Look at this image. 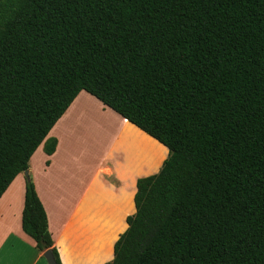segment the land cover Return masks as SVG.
Instances as JSON below:
<instances>
[{
    "label": "trees",
    "instance_id": "1",
    "mask_svg": "<svg viewBox=\"0 0 264 264\" xmlns=\"http://www.w3.org/2000/svg\"><path fill=\"white\" fill-rule=\"evenodd\" d=\"M81 92L168 150L107 264H264V0H0V198Z\"/></svg>",
    "mask_w": 264,
    "mask_h": 264
},
{
    "label": "crops",
    "instance_id": "2",
    "mask_svg": "<svg viewBox=\"0 0 264 264\" xmlns=\"http://www.w3.org/2000/svg\"><path fill=\"white\" fill-rule=\"evenodd\" d=\"M80 95H87L97 101L85 92H81L77 98ZM97 103L102 105L105 111L107 109L117 115L99 101ZM70 107L46 138V140L53 138L57 141L54 154L51 156L44 154L43 142L30 158L28 177L30 176L36 194L45 210L48 231L61 264H107L113 260L114 244L127 229L121 233L118 224L120 221L126 224L128 214L123 215L126 204L122 205L121 202L116 205L112 204L113 194L111 189L104 184L103 177H116L122 185L121 191L128 185L129 191L132 192L130 205L134 206L133 198L137 179L155 174L163 161L153 173H149L143 168L136 170L137 173H132V169L126 163L118 161L117 151L112 158V152L124 132L118 133L117 129L107 122L105 134H103L107 144L101 161L97 162L89 182L81 190L75 191L74 187L78 186L75 183L76 178L62 173L64 166L63 163H59L63 154L62 131L76 116L81 120L87 110L84 109L74 115H69ZM101 114L104 115V112ZM98 116L102 117L100 114ZM122 120L128 123L126 120ZM130 126L141 132L131 124ZM46 162H48V166ZM101 165L104 166L102 169ZM108 165L112 168H108ZM56 167L61 173L53 172ZM25 183L24 173L19 174L0 198V264H47L43 253L38 252L35 242L21 228ZM103 185L111 194V198L104 201L100 199L103 194Z\"/></svg>",
    "mask_w": 264,
    "mask_h": 264
},
{
    "label": "rangeland",
    "instance_id": "3",
    "mask_svg": "<svg viewBox=\"0 0 264 264\" xmlns=\"http://www.w3.org/2000/svg\"><path fill=\"white\" fill-rule=\"evenodd\" d=\"M84 109L87 110V113L83 115V118L80 120L76 116V118L71 119L62 131L63 154L61 156L62 160L59 163H63L64 166V171H61L62 173L76 178L75 183L78 186L76 185L74 187L75 191L81 190L89 182L90 177L95 171L97 162L101 161L102 153L107 144L103 136L107 122H110L117 129L118 133L124 132L120 137V142L117 143L112 152V158L117 151L116 157L118 161L126 163L132 169V173H137L136 170H140V168H143L149 173H153L159 167L160 163L167 159L168 150L166 148L164 149V147L162 148L156 145L150 137L136 131V129L123 121L118 115L113 114L107 109L105 111L102 105L87 95H80L73 102L69 115H74ZM101 112H104V115ZM98 114L102 117L100 118ZM112 165H114V162H112ZM57 167L53 172L61 173ZM102 167L104 166L101 165V169ZM108 168L112 167L108 165ZM103 178L104 184L111 189L113 194L112 204L116 205L119 202L122 205L126 204L123 214L125 216L128 214L126 217L134 214V206L130 205L132 192L129 191V186L127 185L126 189L124 187L121 191L122 185L116 177L104 176ZM106 186H102L103 194L100 196L102 201L111 198L110 191ZM95 191L97 192L96 189ZM118 225H120L119 229L121 233L127 228L123 221H120Z\"/></svg>",
    "mask_w": 264,
    "mask_h": 264
},
{
    "label": "water",
    "instance_id": "4",
    "mask_svg": "<svg viewBox=\"0 0 264 264\" xmlns=\"http://www.w3.org/2000/svg\"><path fill=\"white\" fill-rule=\"evenodd\" d=\"M24 176L27 178L28 172H25ZM43 258L45 259L47 264H56L55 259L52 255V252L50 250H47L43 253Z\"/></svg>",
    "mask_w": 264,
    "mask_h": 264
}]
</instances>
